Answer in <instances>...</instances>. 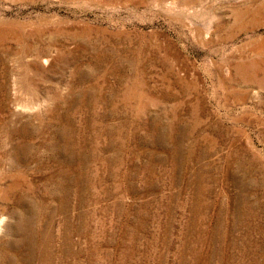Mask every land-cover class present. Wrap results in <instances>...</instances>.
I'll return each mask as SVG.
<instances>
[{"label": "rangeland", "instance_id": "374dc122", "mask_svg": "<svg viewBox=\"0 0 264 264\" xmlns=\"http://www.w3.org/2000/svg\"><path fill=\"white\" fill-rule=\"evenodd\" d=\"M0 264H264V0H0Z\"/></svg>", "mask_w": 264, "mask_h": 264}]
</instances>
